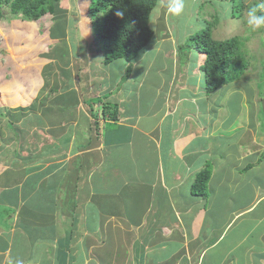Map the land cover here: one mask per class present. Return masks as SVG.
<instances>
[{"label":"crops","instance_id":"crops-1","mask_svg":"<svg viewBox=\"0 0 264 264\" xmlns=\"http://www.w3.org/2000/svg\"><path fill=\"white\" fill-rule=\"evenodd\" d=\"M152 61L118 87L125 119H76L71 103L30 127L8 119L29 133L0 150V264H264V98L252 107L246 84L177 91ZM150 71L161 82L146 86ZM23 77L0 73V109L23 105ZM204 169L206 196H194Z\"/></svg>","mask_w":264,"mask_h":264},{"label":"rangeland","instance_id":"rangeland-1","mask_svg":"<svg viewBox=\"0 0 264 264\" xmlns=\"http://www.w3.org/2000/svg\"><path fill=\"white\" fill-rule=\"evenodd\" d=\"M200 1H212L215 11H218L219 8H228L225 7L226 3H223L222 0ZM241 1L245 6H251L253 3H257V0ZM89 2L90 0H59L55 4L54 12L45 14L36 20L24 19L23 14L20 12L16 16L11 15L8 4L3 2L0 6V15L2 16L0 25L2 24L1 26H3H0V51L4 53L3 57H0L2 59L4 58V62L0 65V73L12 79H16L22 73L24 75L23 80H20L22 84H25L27 79H31L32 81L30 83L33 89L26 91L27 88L23 87V91L18 92V104L21 105L23 103V105L10 108L12 111L18 108L26 111L30 104L34 105L33 109L24 115V119L26 120L23 121L21 119L22 123L27 127L35 123L33 119H54V111L49 112L51 110L49 109L50 106L60 105L59 103L70 104L68 101L70 97L73 100L74 98L77 99L79 104L78 109H76V119L84 118L85 115L87 117L89 116V110L85 102L89 101L95 108L102 103H106V99L102 98V93L104 92L109 93L111 96V99L108 101L118 100L117 103H119V100L122 98L121 94L123 91L118 88L122 84L119 69L105 66L102 63V53L97 50V40L93 34L92 27V20L96 17L93 19L89 17ZM160 4L156 15L151 17L153 30H158L160 33V35L159 33L156 34L155 40L157 43L154 51L157 53L162 50L165 51L166 48H170L166 54V56H170L174 51V42H168L167 40L169 38L166 39L164 35L166 32L170 35L168 31L171 33L174 31V33L177 32L178 34L184 30L190 36L200 31L203 26L200 24V19L197 18L198 14L196 15V12L200 11L199 6L201 3L198 0H186L185 14L179 18L169 17L172 20L170 21L171 25H168V16L164 13ZM207 6L204 7V10L214 15L213 7L211 5ZM162 12L165 15H162ZM244 15L245 13L243 12V16L239 20L229 19L226 22L221 21L215 27L213 36L214 39L218 40L226 39L234 35L250 36L251 40L246 47L249 59L251 60L250 62H252L249 68L250 74H246L249 80L244 81L241 79L238 82H234L233 85L238 90H240L242 84H246L249 89H253L254 94H251V97L247 95L246 99L251 101L252 107L257 108L260 105L259 98L257 97L260 91L256 88L259 80L254 77V73L256 74V71L259 70L258 73L262 75L261 70L264 69L257 68L258 59L260 65L262 67L264 65V44H262V41H264V32L260 34V31L264 30V28L258 31L249 30L243 22ZM208 16L209 14L205 16L206 20H208ZM164 24L166 26L165 29L163 27ZM261 39L262 41L260 42L259 40ZM117 48L119 52V47L117 46ZM35 49L38 50V55L36 56L32 54ZM160 58L159 54L158 57L152 59L157 61L159 67L164 68L160 63ZM119 60H125L124 53L120 54ZM193 63L192 57L191 64L193 65ZM201 63H203V56L198 59L196 68H194L195 66H188L190 72L187 78L193 80L191 84L198 85L200 89H203L204 78L200 71L198 72V66ZM174 69L177 70V68ZM175 75V71L172 70L171 77L174 81L171 83L174 88L181 85L180 82L175 84ZM136 77L138 76H135L134 79ZM156 79H159L161 82V78L157 73L150 71V84L148 83L146 86L153 85ZM30 83L28 82L27 85ZM28 92L32 94V99L29 98L25 101V96ZM262 93L264 95V90ZM174 97H176V94H173ZM8 100H13L11 94ZM21 101L22 103H20ZM117 106L119 109V118L125 119L121 113V104H117ZM64 108L62 105L61 109ZM190 110L191 108L188 111ZM34 114L37 118H35ZM185 114L187 115L188 113ZM101 128L102 124H98L94 128L91 127L90 136L93 138V141L94 139H99V134L97 135L96 132L101 131ZM18 131L22 133L24 129L21 130L20 127ZM0 144L7 147L11 143L10 141H5L4 143L0 140ZM9 155L12 156L13 152L9 151ZM2 168L4 169V164ZM60 200L64 201V198L60 197Z\"/></svg>","mask_w":264,"mask_h":264},{"label":"trees","instance_id":"trees-1","mask_svg":"<svg viewBox=\"0 0 264 264\" xmlns=\"http://www.w3.org/2000/svg\"><path fill=\"white\" fill-rule=\"evenodd\" d=\"M59 0H0V6L2 2L8 4L11 15L16 16L17 13H22L24 19H40L45 14H51L55 11V4ZM188 1V0H187ZM194 1V0H193ZM200 4V11L198 19L203 28L200 31L188 36L185 31L171 33L170 35H164L169 38L168 42H174V57L166 56L170 48H166L165 51L155 53L156 34L158 30L154 31L151 23L152 18L157 13V9L160 4V0H90L88 6L89 17L94 18L92 20L93 34L97 40V50L102 53V63L113 69H119L122 82H126L132 73L135 76H140L147 66L153 60L152 58L158 57L160 54L161 64H165L168 69L175 71V84L179 83L183 86L190 85L193 81L187 78L190 70L188 66L196 68L198 59L203 56V63L198 66V72L202 74L204 78L203 89L200 90L205 96H210L221 90L225 86H230L234 82L239 80H249L246 74H250L249 68L251 60L249 59L247 52V44L250 42V36L234 35L226 39L218 40L214 39V29L221 21L226 22L229 19L239 20L243 16V12L253 6H245L241 0H222L226 3L227 9L219 8L215 11L212 1L198 0ZM211 5L214 9V15L206 12L204 7ZM210 7V6H207ZM122 13V15H117ZM208 16V20L205 16ZM162 15H165L162 12ZM205 15V16H204ZM158 16V15H157ZM0 15V19H1ZM164 20V18H163ZM168 16V25L170 24ZM164 29L166 28L164 24ZM173 28V26H172ZM250 30V29H249ZM264 30L260 31L263 34ZM160 35V33H159ZM164 37V38H165ZM172 40H171V39ZM260 42L262 41L259 40ZM264 44V41H262ZM119 47V52L118 48ZM117 49V50H116ZM151 50V51H150ZM121 53L125 54V60L120 61L119 56ZM166 56V57H165ZM193 57V65L191 64V58ZM171 61V63H170ZM153 65L155 60L152 61ZM187 67V70H186ZM174 68H177L174 69ZM258 69H263L258 59ZM256 68V70H258ZM185 69V70H184ZM259 71V70H258ZM256 71V74L258 73ZM136 72V73H135ZM262 75L254 73V77L258 78L257 89H259V104L263 101L264 95V69L261 70ZM183 76V77H182ZM249 76V75H248ZM181 79L179 80V78ZM186 77V79H185ZM189 79V80H188ZM184 82V84H182ZM263 86V87H261ZM188 87V86H187ZM178 91V89L175 88ZM180 97L184 94H188L187 88L181 89ZM73 97V96H72ZM102 98L106 99V103L93 107L91 103L85 102V105L89 109V115L91 119H105L112 121V123L119 120L118 106L114 101H108L111 99L109 93H102ZM98 101V99H96ZM68 101L71 103L72 110L76 108L78 102L70 97ZM74 102V103H73ZM96 105V104H94ZM34 107L31 104L26 111L18 108L12 111L10 108L0 109V125L2 119H7L8 130L3 129V124L0 126V140L10 141V146H3L0 144V150L5 148L12 150H21L23 148L22 134L18 131V128H14V125L8 120L16 121V119H24V115ZM264 106H259L258 119L260 124L264 128ZM62 111V109H61ZM35 116V114H34ZM35 118H37L35 116ZM10 130V131H9ZM21 130H23L21 128ZM30 130V128H29ZM6 133V135H5ZM13 133V135H12ZM29 133V132H25ZM18 154L19 152H15ZM1 154V153H0ZM13 158H20L19 155H14ZM12 163H16L13 159ZM209 180V171L204 169L199 173L194 182L192 183L191 193L194 196H206L207 182Z\"/></svg>","mask_w":264,"mask_h":264},{"label":"clouds","instance_id":"clouds-1","mask_svg":"<svg viewBox=\"0 0 264 264\" xmlns=\"http://www.w3.org/2000/svg\"><path fill=\"white\" fill-rule=\"evenodd\" d=\"M160 7L167 16L179 18L185 14L186 0H161ZM243 22L252 31L264 28V0H257V3L246 10Z\"/></svg>","mask_w":264,"mask_h":264}]
</instances>
